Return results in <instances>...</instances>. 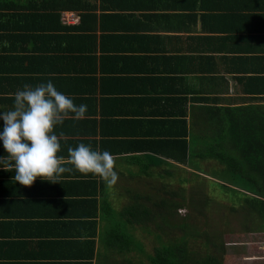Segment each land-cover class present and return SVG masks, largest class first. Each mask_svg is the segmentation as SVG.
I'll return each mask as SVG.
<instances>
[{"label": "crops", "instance_id": "obj_1", "mask_svg": "<svg viewBox=\"0 0 264 264\" xmlns=\"http://www.w3.org/2000/svg\"><path fill=\"white\" fill-rule=\"evenodd\" d=\"M48 1L55 10L87 8L62 9L66 26L80 25L83 16L95 22L93 30L80 31L90 43L86 54L43 64L55 70L45 83L69 93L82 84L71 97L87 105L86 119L54 129L63 133L58 155L66 160L67 149L80 143L107 150L119 180L109 187L72 171L58 183L37 178L25 187L0 165V264H103L105 200L114 208L118 197L124 207L152 179L180 172L151 131H160L159 116L185 112L195 132L216 134L223 151L231 140L219 134L231 139L235 117L243 121L251 109L264 116V0ZM10 95L0 96V114L13 109ZM260 128L255 123L254 131ZM6 155L0 142V156Z\"/></svg>", "mask_w": 264, "mask_h": 264}, {"label": "trees", "instance_id": "obj_2", "mask_svg": "<svg viewBox=\"0 0 264 264\" xmlns=\"http://www.w3.org/2000/svg\"><path fill=\"white\" fill-rule=\"evenodd\" d=\"M41 1L0 0V96L11 92L13 95L10 96H14L26 84L34 87L35 80L45 83L43 77L55 71L44 67L45 61L59 60L66 53L69 56L66 54L65 57L71 59L74 54H86L90 49L89 40L80 31L93 30L94 20L83 16L80 25L66 26L60 18L62 9L74 7L62 4L55 10L48 0ZM74 9L83 13L87 11L86 7ZM88 87H85L86 91ZM81 89L82 84L71 93L68 89L58 91L71 97L77 96L75 93ZM251 110L243 121L240 117L234 118L231 139L219 134V137L231 140L225 151L217 150L216 134L209 139L205 131L195 132L197 125L188 120L185 112L182 116H159L160 131L157 128L151 131L161 137L159 148L166 147L167 159L177 163L176 169L181 172L175 174L178 188L174 190L173 197L176 198L169 202L168 185L161 183L160 186L153 182L146 185L143 191H138L140 194H133L130 198L132 202L120 211L105 200L106 230L102 243L107 252L103 264H123L116 260V255L139 254L146 258V262L140 259L136 264H225L222 263L225 252L222 237L227 231L218 229V222L211 223V229L209 209L212 196L199 188L200 183H205L206 187L207 180L217 183L214 190L223 191L220 193L227 195L230 208L237 213L242 212L246 222L255 224V220L259 219L261 224L258 228H264V116L258 118ZM220 121L224 122L223 117ZM259 122L262 128L254 131L255 123ZM0 127H3L2 120ZM152 151L159 150L152 147ZM209 159L219 165L206 169L203 162ZM166 172V177H173L171 172ZM143 193L147 195L144 198L140 197ZM184 207L190 213L183 215L180 209ZM157 217L161 219L153 223ZM152 223L166 237L162 238L155 231L158 246L149 254L144 252L141 240L133 232L138 228L145 234L152 233L149 228ZM222 223L231 229L227 221ZM125 263L130 264L131 260Z\"/></svg>", "mask_w": 264, "mask_h": 264}, {"label": "clouds", "instance_id": "obj_3", "mask_svg": "<svg viewBox=\"0 0 264 264\" xmlns=\"http://www.w3.org/2000/svg\"><path fill=\"white\" fill-rule=\"evenodd\" d=\"M87 105H76L68 95L58 91L51 81L37 86L24 85L14 93L13 109L0 114L3 122L0 142L6 156H0L5 171H15L13 180L30 187L37 178L58 183L61 174L76 171L99 177L109 187L119 180L115 158L107 150H93L78 144L59 156L63 133L54 134L57 125L67 119H86Z\"/></svg>", "mask_w": 264, "mask_h": 264}, {"label": "rangeland", "instance_id": "obj_4", "mask_svg": "<svg viewBox=\"0 0 264 264\" xmlns=\"http://www.w3.org/2000/svg\"><path fill=\"white\" fill-rule=\"evenodd\" d=\"M213 164L214 163L211 160L203 162V165L205 166L206 169H209V167L211 168L218 166ZM177 173L180 174L181 172H177ZM153 182H156L157 185H160L161 183L167 184L168 185L167 195L169 196L168 198L169 202H171V200H175L176 197H173V195L175 194L174 190H177L178 188L177 178L173 177L172 179L168 178L167 180H161V181H155V179H152L151 183ZM133 185L134 186L137 185L135 183V180H133ZM187 186L190 187V184H188ZM215 186H218L216 182H212L208 180L206 182V187H205V183L199 184V188H203L206 194L208 193L209 196L210 195L212 196L211 198L213 202L210 203V209H209V211H211V214L209 216L210 217L209 223L211 229H213L211 223L218 222L220 223L218 224V229H223V230L225 229L227 231L223 234L222 237V242L225 243V252L224 255H222L223 262L222 259L220 261L222 263L225 262V264H264V228H258L261 224V222H259L260 220L259 219L255 220L254 223L256 225L253 223L246 222L245 218L242 216V212L237 213V211H233L229 206V200H227V195L220 193L223 191H219L218 189L214 190ZM188 190L189 188L186 189V191ZM160 193L163 194L162 189L160 190ZM162 194H158V195H162ZM151 198L154 200L153 197ZM114 201H115L114 204L115 209H121L123 207L124 202L118 199V197H115ZM117 201L120 202L117 203ZM180 212L184 215L185 213H190V210L184 207L180 209ZM177 214L179 215V211ZM222 217L224 219L221 221ZM160 219L161 217H157L153 223L158 222ZM225 221H227V224L231 226V229L227 228L222 223ZM153 223L150 224L149 226V228H151L152 230V233L145 234L138 228H136V230L133 232L136 235V237L139 240H141L143 244L144 252L149 254L153 253L154 248L158 246V242H159L157 236L155 235V233H157L155 231L158 230L156 228V225ZM158 232L161 234V236H163L162 238L166 237L164 233L160 231ZM221 252L222 250L219 252L217 256H219ZM115 258L118 262H122L123 264H127L125 263V261L127 260H131L130 264H136V262H139L140 259L146 262V258L141 257L140 254L138 256L127 255L122 257L116 255Z\"/></svg>", "mask_w": 264, "mask_h": 264}]
</instances>
